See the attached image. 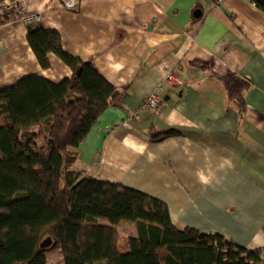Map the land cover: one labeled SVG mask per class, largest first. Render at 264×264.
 Masks as SVG:
<instances>
[{"label": "crops", "instance_id": "1", "mask_svg": "<svg viewBox=\"0 0 264 264\" xmlns=\"http://www.w3.org/2000/svg\"><path fill=\"white\" fill-rule=\"evenodd\" d=\"M75 1L67 10L62 0H0V16L14 6L37 14L67 54L122 93L79 147L73 171L154 197L176 229L259 251L264 264V8L253 0ZM26 35L18 19L0 25V88L30 75L71 78L53 54L41 69ZM233 78L247 83L242 109L227 99ZM151 93L158 108L127 119ZM171 129L179 134L153 138ZM121 226L136 235L135 225Z\"/></svg>", "mask_w": 264, "mask_h": 264}, {"label": "trees", "instance_id": "2", "mask_svg": "<svg viewBox=\"0 0 264 264\" xmlns=\"http://www.w3.org/2000/svg\"><path fill=\"white\" fill-rule=\"evenodd\" d=\"M253 2L264 8V0ZM16 19L11 10L0 25ZM26 29L41 69L50 68L53 54L72 76L54 84L30 75L0 88V264H47L56 250L62 264H259V251L176 229L160 200L73 171L79 147L122 93L90 63L67 54L57 31L37 22ZM246 88L233 78L229 103L242 109ZM178 134L171 129L153 138ZM123 223L135 225L136 235H122Z\"/></svg>", "mask_w": 264, "mask_h": 264}, {"label": "built area", "instance_id": "3", "mask_svg": "<svg viewBox=\"0 0 264 264\" xmlns=\"http://www.w3.org/2000/svg\"><path fill=\"white\" fill-rule=\"evenodd\" d=\"M218 2L221 3L222 0H218ZM62 3H63V7L67 10H74L77 7V2L75 0H62ZM11 10H15L18 13L19 21H21L24 24L35 23L38 20L37 14L25 13L18 6L12 7ZM167 81L170 84L176 83V79L172 74H169L167 76ZM159 105H160L159 98L154 93H151L150 95H148L143 99V101L133 110V112L128 114L127 119L134 121L139 120L142 112L146 110H154L158 108ZM123 125L127 126V123L124 122Z\"/></svg>", "mask_w": 264, "mask_h": 264}, {"label": "rangeland", "instance_id": "4", "mask_svg": "<svg viewBox=\"0 0 264 264\" xmlns=\"http://www.w3.org/2000/svg\"><path fill=\"white\" fill-rule=\"evenodd\" d=\"M118 231L124 236H130L135 234L133 226H121ZM47 264H62V257L59 251H53L46 255Z\"/></svg>", "mask_w": 264, "mask_h": 264}, {"label": "water", "instance_id": "5", "mask_svg": "<svg viewBox=\"0 0 264 264\" xmlns=\"http://www.w3.org/2000/svg\"><path fill=\"white\" fill-rule=\"evenodd\" d=\"M47 241H48V244H49L50 240H47Z\"/></svg>", "mask_w": 264, "mask_h": 264}]
</instances>
